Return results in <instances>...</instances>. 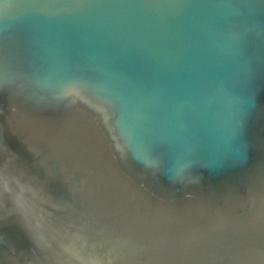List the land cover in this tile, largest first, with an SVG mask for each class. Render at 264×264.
<instances>
[{
    "label": "water",
    "instance_id": "1",
    "mask_svg": "<svg viewBox=\"0 0 264 264\" xmlns=\"http://www.w3.org/2000/svg\"><path fill=\"white\" fill-rule=\"evenodd\" d=\"M0 264H264V0H0Z\"/></svg>",
    "mask_w": 264,
    "mask_h": 264
}]
</instances>
